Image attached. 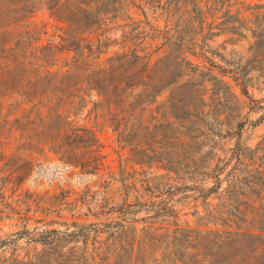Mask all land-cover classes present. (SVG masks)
<instances>
[{
    "label": "trees",
    "instance_id": "1",
    "mask_svg": "<svg viewBox=\"0 0 264 264\" xmlns=\"http://www.w3.org/2000/svg\"><path fill=\"white\" fill-rule=\"evenodd\" d=\"M218 2L8 0L0 12V223L27 222L32 210L60 215L97 192L102 210L152 208L154 215L140 227L74 221L70 234L41 233L33 240L44 247L24 255L7 256L10 241L0 237V264H264V137L255 147L238 140L220 155L224 139L244 126L236 87L248 96L255 80L264 84V28L252 31L254 60L195 63L189 55H205L201 41L219 34L207 22ZM226 3L231 9L238 0ZM43 7L64 23L56 43L39 44V30L29 26L20 30ZM250 8L264 15V3ZM229 101L233 119L222 118ZM107 130L118 146L116 166L101 138ZM42 142L94 178L75 198L66 189L25 188L30 156L45 153L33 145ZM207 180L213 184L202 188L203 213L195 211L193 224L156 199L168 187Z\"/></svg>",
    "mask_w": 264,
    "mask_h": 264
},
{
    "label": "rangeland",
    "instance_id": "2",
    "mask_svg": "<svg viewBox=\"0 0 264 264\" xmlns=\"http://www.w3.org/2000/svg\"><path fill=\"white\" fill-rule=\"evenodd\" d=\"M227 0H219L217 10L208 13V23L214 22L215 28L213 31L219 34L214 38L201 41L205 46V55H189V58L195 63L201 65L208 64L209 60L215 61L221 65L225 62L230 63H246L254 60L256 57L249 51L250 43L254 41L252 31H261L264 28V15H256L250 8L255 4L264 3V0H238V4L228 9ZM242 2V4H241ZM9 5L8 0H0V12L7 13L6 7ZM164 24L163 21L160 22ZM37 29L40 32L39 44L48 42H58L59 31L64 23L54 15L48 8H40L31 14L25 21L20 30ZM121 30H114L112 38H119ZM261 59V57H258ZM249 95H242L240 88L236 87V91L244 102L241 121L244 122L243 129L240 136H235L231 139L225 138L223 143L224 152L220 153L223 158L229 154V149L234 147L236 142L250 147H255L259 141L264 137V84L261 81L255 80L254 85L248 87ZM165 96L160 100H164ZM233 101L226 103L223 110L222 118L233 119L235 112L233 111ZM224 129V130H223ZM225 126L217 125L216 131L226 133ZM106 148L105 153L108 154L107 161L116 166L118 164V146L115 142V136L107 130L102 135ZM35 148L39 147L45 151L44 154L33 153L30 157L33 158V168L25 182V188L31 192H45L50 190L51 193L59 192L61 189L72 191L71 198H75V191H82L87 184L92 183L94 178L91 176L80 175L74 169L58 159V155L54 154L50 149L54 144L50 142H42L40 145H33ZM7 152L9 147H5ZM213 181L207 180L203 183H193L187 181L184 184L168 187V190L162 192L157 200H161L163 204L178 210L180 223L188 221L194 223L196 210L203 213V204L201 196L205 193L202 188L209 187ZM225 186V182L223 183ZM168 191V192H167ZM85 196V201L77 204L68 205L60 212H51L50 214H43L41 210H32L27 215L29 220L27 222L19 221L17 219H6L0 223V237L10 241L6 247V255L8 256L13 250L20 255L25 253H33L35 250H41L44 246L41 241L33 240L40 237L41 233L57 229L60 232L70 234L76 227L74 221L79 223H94L93 228L107 229L120 223H135L140 227L145 220L154 215L152 208H145L142 210H134L123 213L122 210L99 208L98 204L102 197L100 192L90 193ZM197 197H200L196 201ZM210 201L216 203L217 198L211 195ZM36 209V206H33ZM54 211H58V206L52 207ZM35 211V212H34ZM112 224V225H111ZM23 231L22 235L17 232ZM63 234V233H61ZM107 234L101 233V238ZM94 234H91V238Z\"/></svg>",
    "mask_w": 264,
    "mask_h": 264
}]
</instances>
